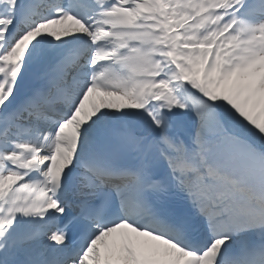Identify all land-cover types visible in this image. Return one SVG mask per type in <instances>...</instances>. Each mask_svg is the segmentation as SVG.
Returning a JSON list of instances; mask_svg holds the SVG:
<instances>
[{
	"label": "snow or ice",
	"instance_id": "snow-or-ice-1",
	"mask_svg": "<svg viewBox=\"0 0 264 264\" xmlns=\"http://www.w3.org/2000/svg\"><path fill=\"white\" fill-rule=\"evenodd\" d=\"M0 264H264V0H0Z\"/></svg>",
	"mask_w": 264,
	"mask_h": 264
}]
</instances>
